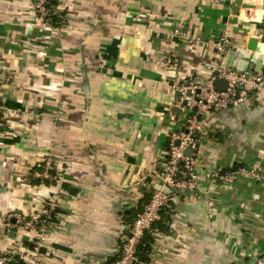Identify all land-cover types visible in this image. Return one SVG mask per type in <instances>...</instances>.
I'll list each match as a JSON object with an SVG mask.
<instances>
[{
  "label": "crops",
  "instance_id": "1",
  "mask_svg": "<svg viewBox=\"0 0 264 264\" xmlns=\"http://www.w3.org/2000/svg\"><path fill=\"white\" fill-rule=\"evenodd\" d=\"M34 1L0 0V218L35 216L53 191L62 200L36 252V234L0 226V253L13 264H111L126 223L161 188L153 170L186 116L175 85L209 81L222 30L223 68L264 67V0H51L50 25ZM204 115L197 185L176 190L146 232L141 264H253L264 253V89ZM46 157L56 186L32 179ZM242 166L260 170L210 177Z\"/></svg>",
  "mask_w": 264,
  "mask_h": 264
},
{
  "label": "built area",
  "instance_id": "2",
  "mask_svg": "<svg viewBox=\"0 0 264 264\" xmlns=\"http://www.w3.org/2000/svg\"><path fill=\"white\" fill-rule=\"evenodd\" d=\"M208 1L220 2V0ZM48 4L49 0H35L33 9L39 21L45 22V24L47 22L50 25V15L55 12ZM63 21L57 27L58 29L63 27V23L65 24ZM229 44L230 34L227 30H222L213 43L214 63L210 68L212 75L208 82L200 84L190 79L175 85L177 94L174 97V102L179 109L186 112L185 119L179 129L172 130L167 136L168 151L162 170H153V174L159 178L161 188L152 190L149 198L142 204L141 210L130 222L126 223V233L120 238V253L113 264H134L137 262L138 246L144 233L151 230L153 224L160 219L161 210L170 205L175 198L176 190L196 187L198 172L195 166V152L199 145V133L203 127L200 117L204 114L207 116L216 110L236 107L250 95L257 94L264 89V75L261 72L226 69L220 65V60ZM165 64L177 65L169 59ZM216 79L226 80L225 90H217L214 87L213 82ZM187 148L191 149V155L184 153ZM37 167L39 168L32 172L33 178H39L40 183H45L44 180H48L51 185L59 184L61 174L51 157H46L37 164ZM259 170L260 168L256 166H242L225 172L216 169L211 172L210 177L228 182L239 175L257 176ZM162 188H167L168 192ZM61 200V193L53 191L43 208L35 216L28 217L15 211L0 218V226L7 230L30 231L36 234V237L31 241V249L36 252L45 240L49 220L57 212L56 209L59 208ZM0 264H13V262L9 255L0 253ZM27 264H38L36 256L27 261ZM253 264H264V253Z\"/></svg>",
  "mask_w": 264,
  "mask_h": 264
},
{
  "label": "trees",
  "instance_id": "3",
  "mask_svg": "<svg viewBox=\"0 0 264 264\" xmlns=\"http://www.w3.org/2000/svg\"><path fill=\"white\" fill-rule=\"evenodd\" d=\"M51 4H52V1L51 0H49V4H48V6H51ZM50 17H51V19L53 20V22H54V20L56 19L55 17V15L54 14H51L50 15ZM51 20V21H52ZM57 20V19H56ZM55 20V21H56ZM57 24V23H56ZM52 173H54V171H52ZM33 180H35V182H41V180L39 179V178H32ZM44 182L46 183V184H49V181L48 180H44ZM150 196V195H149ZM149 196L146 198V200L149 198ZM145 200V201H146ZM143 204V203H142ZM142 204H141V206L137 209V212L135 213V214H133L134 215V217L136 216V214L141 210V207H142ZM165 208H167V207H165ZM165 208H163L162 210H161V215H162V212H163V210L165 209ZM58 209L59 208H57L56 209V211H58ZM133 217V218H134ZM160 219H161V216H160ZM159 219V220H160ZM132 220V219H131ZM159 220H157L154 224H153V226L152 227H154L155 225H156V223L159 221ZM147 232V231H146ZM146 232L144 233V236H145V234H146ZM144 236H143V238H142V240H141V242H140V244H139V246H138V252H137V257H138V260H137V262H135L134 264H141L140 263V261H146V258L145 257H143V250H146L147 251V249H148V246H142L143 245V239H144ZM148 242H149V239H148ZM117 259V258H116ZM115 259V260H116ZM115 260L111 263V264H113L114 262H115Z\"/></svg>",
  "mask_w": 264,
  "mask_h": 264
},
{
  "label": "water",
  "instance_id": "4",
  "mask_svg": "<svg viewBox=\"0 0 264 264\" xmlns=\"http://www.w3.org/2000/svg\"><path fill=\"white\" fill-rule=\"evenodd\" d=\"M255 70L257 72H261L263 75H264V67H261V64L259 62H256V68ZM213 85L214 87L217 89V90H225L226 87H227V82L226 80L224 79H216L214 82H213ZM185 154L187 155H191V149L187 148L185 151H184ZM158 188H160V184L157 186ZM165 191H168L167 188H163ZM10 233H14L13 230L10 231Z\"/></svg>",
  "mask_w": 264,
  "mask_h": 264
}]
</instances>
